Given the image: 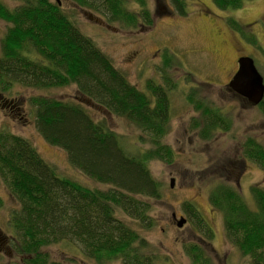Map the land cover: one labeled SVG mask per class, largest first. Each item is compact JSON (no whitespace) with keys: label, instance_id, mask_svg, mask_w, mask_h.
I'll list each match as a JSON object with an SVG mask.
<instances>
[{"label":"trees","instance_id":"1","mask_svg":"<svg viewBox=\"0 0 264 264\" xmlns=\"http://www.w3.org/2000/svg\"><path fill=\"white\" fill-rule=\"evenodd\" d=\"M15 1L18 6L12 9L0 1V20L7 24L0 38V93H11L16 86L44 91L74 86L80 98L133 126L137 145L147 146L130 154L123 137L105 119H95L80 99L45 95L24 99L43 140L62 150L68 164L87 181L108 188L59 176L26 139L0 129V183L15 202L7 219L14 255L10 264H60L46 251L60 244L75 247L72 257L82 264H167L168 258L140 230L155 226L152 205L161 199L162 184L152 176L149 164H171L174 158L164 139L171 122L169 91L176 87L167 72L177 70L176 63L167 59L161 66L165 86L150 80L149 94L141 92L62 13L56 1ZM70 1L106 24L136 29L154 23L146 0ZM168 1L173 13L186 16L185 0ZM244 1L250 0L212 3L226 11L240 9ZM132 3L140 8L138 12L128 9ZM185 100L199 115L191 128L203 139L229 131L231 119L219 108L209 107L193 91L185 94ZM260 107L264 112V102ZM242 151L244 158L264 168L262 145L248 138ZM250 192L253 201L248 203L236 187L216 180L208 201L221 215L226 241L251 264H264V188L254 186ZM184 211L199 238L182 244L185 255L191 264H213L203 247L213 239L212 229L194 206L187 204ZM118 213L136 226L124 223ZM73 259L64 261L75 264Z\"/></svg>","mask_w":264,"mask_h":264},{"label":"rangeland","instance_id":"2","mask_svg":"<svg viewBox=\"0 0 264 264\" xmlns=\"http://www.w3.org/2000/svg\"><path fill=\"white\" fill-rule=\"evenodd\" d=\"M0 1L10 9L18 6L15 0ZM185 4L186 16L183 17L172 12L168 0H146V9L154 23L151 27L136 29L120 23H108L111 27L106 29L87 19L68 0H63L62 13L83 35L92 39L113 66L141 92L149 94L146 86L150 80L154 85L165 86L161 70L165 60L177 65L178 71H166L176 83L169 91L171 122L164 139L173 150L174 158L171 164L158 161L149 164L152 176L162 184L161 199L152 205L155 226L149 231L140 230V234L168 258L167 264H191L182 249L183 243L199 242L191 229L194 224L189 223L184 211L190 204L213 231V239L203 244L213 264H251L226 241L221 215L209 205L208 195L216 180L238 188L247 202L251 201L249 188L252 184L264 188V168L245 160L242 154V146L248 138L264 147V112L259 106L244 104L220 85L227 82L237 55H248L254 61L264 83V0L244 1L240 9L226 11L216 9L212 0H185ZM161 6L164 9H160ZM128 9L138 12L140 8L132 3ZM6 30L7 24L0 20V38ZM188 91L198 94L209 107L222 108L223 114L231 119L229 131L216 132L208 140L191 128L199 115L185 100ZM4 95L18 101L22 112L17 115L15 111L16 115H11L9 111L0 110V129L26 139L59 176L88 187L108 188L87 181L68 164L62 150L43 140L35 128L31 108L24 100L32 95L68 100L75 95L74 86L45 91L16 86ZM82 103L95 119H105L108 126L123 137L124 148L130 154L147 146L137 145V130L125 120L95 108L91 102ZM172 178L175 184L170 188ZM0 200L3 203L0 208V264H10L14 255L7 219L15 202L1 183ZM172 213L185 217L187 222L177 228ZM117 217L131 227L136 226L123 214L118 213ZM46 251L60 264H72L64 260L73 259L76 254L75 247L65 244L51 246ZM72 261L82 264L78 259Z\"/></svg>","mask_w":264,"mask_h":264},{"label":"water","instance_id":"3","mask_svg":"<svg viewBox=\"0 0 264 264\" xmlns=\"http://www.w3.org/2000/svg\"><path fill=\"white\" fill-rule=\"evenodd\" d=\"M88 16L92 14L88 13ZM238 64V70L228 83V87L230 91L243 97L248 105L256 107L264 99L263 78L250 57L240 58ZM174 184L175 180L170 179L169 187L173 188ZM172 219L177 228H181L187 222V219L182 216L177 219L175 213H172Z\"/></svg>","mask_w":264,"mask_h":264},{"label":"flooded vegetation","instance_id":"4","mask_svg":"<svg viewBox=\"0 0 264 264\" xmlns=\"http://www.w3.org/2000/svg\"><path fill=\"white\" fill-rule=\"evenodd\" d=\"M54 1H56V5H57V7L62 11V9H63V6H62V4H63V0H54ZM68 1H70V0H68ZM162 1V0H161ZM71 2V1H70ZM72 3V2H71ZM74 4V3H73ZM157 4H159V5H161V3L160 2H157ZM75 5V4H74ZM75 6H77V5H75ZM77 9H78V11L82 14V15H84V16H86L87 17V19H89L90 21H92V22H96L97 24L98 23H100V25H103L106 29L107 28H110L111 26L110 25H108V24H106L103 20H102V18H100V17H98V16H95L94 14H92V16H88V11H86V10H84V9H82V8H80L79 6H77ZM160 9H164V7H160ZM165 13H169V12H165ZM94 15V16H93ZM247 25V27H249V25L248 24H246ZM242 57H249L248 55H237V56H235V58H234V67H233V71L230 73V76H229V78H228V80H227V82H225V83H223V84H220L222 87H225L226 89H227V91H230V89H229V87H228V83L230 82V80L232 79V77L234 76V74L237 72V70H238V66H239V64H238V60L240 59V58H242ZM178 71V70H177ZM187 75V74H186ZM233 95H236L238 98H240V100L241 101H243V103L244 104H247V102L245 101V99L243 98V97H240L239 95H237V94H235L234 92H232V91H230ZM77 95V96H76ZM70 99H72V100H75V101H78V99H80L81 101H85L86 103H88V102H90L89 100H86V99H83V98H80L79 96H78V94L76 93V91H75V95L74 96H71V98ZM263 102H264V100H263ZM83 104V103H82ZM92 105L95 107V108H98V109H100V110H103L104 111V109H102L100 106H98V105H95V104H93L92 103ZM248 105V104H247ZM259 107H260V104L258 105ZM261 108V107H260ZM220 110H221V113L223 114V109L222 108H219ZM0 110L1 111H3V112H10L11 113V115H20V112H22V105L21 104H19V103H17V101H15L14 99H7V98H5V95L4 94H1L0 93ZM15 111H17V113L15 114ZM22 116V115H21ZM21 119H22V117H21ZM220 132V131H219ZM253 140V139H252ZM247 141V140H246ZM254 141V140H253ZM254 142H256V141H254ZM257 143V142H256ZM242 149H243V146H242ZM242 154H243V151H242ZM245 160H249V159H247V158H244ZM251 161V160H250ZM253 162V161H252ZM255 163V162H254ZM174 179V178H173ZM232 187H235V186H232ZM251 187H254V185L252 184L251 186H250V188H249V194H250V198H251V201L249 200V202L248 203H250V202H252L253 201V199H252V195H251V192H250V189H251ZM238 189V188H237ZM238 191H239V193L241 194V192H240V190L238 189ZM242 195V194H241ZM243 196V195H242ZM245 199V198H244ZM246 201V200H245ZM177 219L179 218V217H176ZM185 218V217H184ZM175 223V222H174Z\"/></svg>","mask_w":264,"mask_h":264}]
</instances>
